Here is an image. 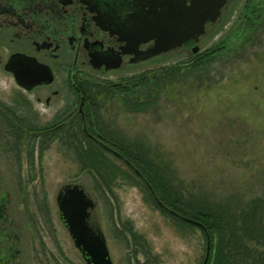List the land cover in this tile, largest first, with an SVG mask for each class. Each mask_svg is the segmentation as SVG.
Returning a JSON list of instances; mask_svg holds the SVG:
<instances>
[{
	"label": "rangeland",
	"instance_id": "374dc122",
	"mask_svg": "<svg viewBox=\"0 0 264 264\" xmlns=\"http://www.w3.org/2000/svg\"><path fill=\"white\" fill-rule=\"evenodd\" d=\"M248 1L227 2L218 21L207 26L194 46L101 73L91 86L165 67L186 68L187 78L143 111L131 110L118 98L107 100L100 108L99 130L148 147L187 194L239 214L255 209L264 227V8L244 33ZM18 92L13 85L6 95L9 101ZM37 107L42 113L53 112L44 103ZM76 134L71 136L67 128L45 141L37 139L34 152L38 155L43 148L47 175L55 185H80L94 200L95 225L104 233L112 263L203 264V231L161 210L138 177L113 155L107 154L124 174L110 184L98 181L81 164ZM251 245L264 250V245Z\"/></svg>",
	"mask_w": 264,
	"mask_h": 264
},
{
	"label": "flooded vegetation",
	"instance_id": "af4514ba",
	"mask_svg": "<svg viewBox=\"0 0 264 264\" xmlns=\"http://www.w3.org/2000/svg\"><path fill=\"white\" fill-rule=\"evenodd\" d=\"M154 1L0 0V264H93L61 207L69 188H83L55 185L36 142L67 128L74 137L94 77L142 62L155 41L129 36ZM43 103L53 112L42 113ZM94 210L86 224L98 232Z\"/></svg>",
	"mask_w": 264,
	"mask_h": 264
},
{
	"label": "trees",
	"instance_id": "16d2710c",
	"mask_svg": "<svg viewBox=\"0 0 264 264\" xmlns=\"http://www.w3.org/2000/svg\"><path fill=\"white\" fill-rule=\"evenodd\" d=\"M263 8L264 0L248 1L245 7L248 17L246 16L247 26L244 33L254 27L253 22L256 23L262 15ZM185 69L177 66L165 67L119 82L108 81L97 87L86 86V123L83 126L80 118L81 123L76 129L81 164L94 173L98 181L110 184L119 174L124 173L107 154L123 161L147 188L161 210L180 221L183 220L171 212L197 221L203 226L204 229H200L206 237L207 245L208 240L211 242L207 264H264V250L251 245L252 242L264 245V227L255 209L251 208L239 214L223 204L187 194L174 178L167 175L148 147L116 139L112 135H103L102 130H99L100 108L107 100L118 98L131 110L143 111L157 104L160 96L170 87L187 78ZM81 137L87 143H83Z\"/></svg>",
	"mask_w": 264,
	"mask_h": 264
},
{
	"label": "water",
	"instance_id": "95a60500",
	"mask_svg": "<svg viewBox=\"0 0 264 264\" xmlns=\"http://www.w3.org/2000/svg\"><path fill=\"white\" fill-rule=\"evenodd\" d=\"M227 2L228 0H155L150 10L140 11L135 29L130 32L131 40L136 37L135 40L142 43L155 41L154 47L143 53L138 60L180 49L191 40L198 41L205 35L207 24L218 21ZM198 51L199 47L193 48L194 54ZM95 206V202L79 186L69 188L62 198L63 218L84 256H91L93 264H113L101 229L98 228V232H95L86 224L88 211ZM171 213L189 224L203 228L197 221ZM210 252L211 242L208 240L203 264L208 263Z\"/></svg>",
	"mask_w": 264,
	"mask_h": 264
}]
</instances>
